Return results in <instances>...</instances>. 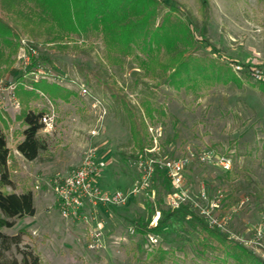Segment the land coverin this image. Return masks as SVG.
Here are the masks:
<instances>
[{"label": "rangeland", "instance_id": "obj_1", "mask_svg": "<svg viewBox=\"0 0 264 264\" xmlns=\"http://www.w3.org/2000/svg\"><path fill=\"white\" fill-rule=\"evenodd\" d=\"M161 1L181 7L195 20L197 32L205 29V37L215 51L196 44L194 56L230 67L241 86L200 75L185 86L175 87L159 75L138 68L135 60L129 59L121 67L110 66L99 38L74 37L68 43H47L44 36L35 39L17 30L11 39L15 47L5 49L9 56L0 59V89L8 83L21 82L17 86L30 91L23 84L33 83L34 74L44 69L61 78L62 85L49 79L38 82L71 92L74 104L60 107L52 133H38L46 150L27 163L13 153L14 141L21 133L17 125L21 109L15 113L8 95L0 92V129H15L12 140L6 136L11 151L9 176L17 188L31 190L36 196L34 216L15 219L12 228L2 229L7 235L21 236L19 245L6 253L7 258L19 260L21 251H32L41 264H235L224 259L217 244L201 246L196 237L204 235L199 232L189 230L192 234L177 236L143 235L138 231L137 224L149 221V228L156 226L160 216L156 210L158 200L162 207L169 208L167 198L176 191L165 175L170 184L165 193L162 179L155 173L151 183L154 197H134L126 205L98 216L104 246L90 247L89 227L60 217L47 181L56 172H68L79 164L57 167V151L69 148L81 159L87 146L93 144L107 159L98 184L103 189L125 192L140 179L135 166L138 158L176 160L188 151L204 150L228 156L232 164L228 172L192 161L184 173L183 187L192 197L204 192L199 206L208 208L224 224L223 232L234 235L232 239L264 260V91L254 86L256 80L264 78V0H206L205 8L201 0ZM72 81L104 103L103 129L94 140L89 131L95 125L96 110ZM146 101L153 109L152 117L143 106ZM127 115L143 125L142 130L139 128L145 139L143 148H139L138 138L132 139ZM40 164L47 167L40 169ZM156 169L162 171L159 166ZM36 184L38 191L34 190ZM4 191L11 189L6 187ZM229 195L232 200L227 198ZM212 202H218L217 208H211ZM147 203L153 205L152 215ZM129 228H133V234ZM257 231H261V239ZM149 236L157 239L152 247ZM159 249L164 254L160 255Z\"/></svg>", "mask_w": 264, "mask_h": 264}, {"label": "trees", "instance_id": "obj_2", "mask_svg": "<svg viewBox=\"0 0 264 264\" xmlns=\"http://www.w3.org/2000/svg\"><path fill=\"white\" fill-rule=\"evenodd\" d=\"M201 3L205 8L206 0H201ZM195 25V20L181 7L161 0H0V59L5 57V49L15 47L11 39L17 30H23L35 39L44 36L47 43H68L74 37L99 38L110 66L121 67L129 59L135 60L138 68L159 75L175 87L185 86L194 76L200 75L213 77L222 84L241 86L240 78L230 67L194 56L196 44L215 51L205 37V29L197 32ZM64 46L68 48V45ZM31 84L52 100L59 98L68 102L73 95L44 81ZM254 86L264 91V78L256 80ZM15 94L21 104L18 120L25 126L23 140L16 145V150L25 160L33 161L46 150L45 142L38 137L42 113L32 111L29 106L39 96L35 91H26L22 87H18ZM121 103L123 107L126 105L122 99ZM143 106L147 115L152 117L150 104L146 101ZM127 117L132 139L138 138V146L143 148L145 139L140 136L142 123L137 124ZM9 156L5 136L0 129V264H41L32 251H21L19 260L6 256L12 247L19 245L21 236L7 235L2 229L12 228L15 219L32 217L36 213L31 190L21 193L4 191V188L12 187L7 165ZM155 174L161 177L165 193L169 192L170 184L164 172L155 169ZM227 198L232 200L233 196ZM146 205L152 215L155 211L153 205ZM156 206L160 216L155 227L149 228V221L136 225L143 235L174 233L180 236L181 233L192 234L189 231L192 230L193 234L199 232L204 235L203 238L196 237L201 246L208 248L213 243L217 244L225 260L230 259L235 264H264L263 259L232 239L234 235L209 227L204 217L190 205L164 208L158 200ZM159 254H164L161 249Z\"/></svg>", "mask_w": 264, "mask_h": 264}, {"label": "built area", "instance_id": "obj_3", "mask_svg": "<svg viewBox=\"0 0 264 264\" xmlns=\"http://www.w3.org/2000/svg\"><path fill=\"white\" fill-rule=\"evenodd\" d=\"M40 79L54 80L57 84L62 85L61 78L54 77L48 70L40 69L34 74L32 80L33 83H37ZM72 83L77 86L81 96L91 100V108L96 110L95 125L89 131L91 140H94L103 129L104 117L106 115L104 103L102 100L92 97L83 85H78L75 81H72ZM19 84L22 83H8V85L0 89V92H5L8 95L9 106L15 113H19L21 109L20 102L15 94L17 85ZM23 87L27 90L35 91L46 100L48 109L40 117L39 123L41 124V128L38 133H52L57 119L54 104L50 100H47L43 93L35 90L30 83L23 84ZM17 125L19 126L20 124L18 123ZM14 131L15 129L13 127H10L7 131L2 130L5 139L6 136L11 139ZM154 147L149 149V151L155 149ZM194 160L201 164L215 165L224 172L230 171L232 167L231 160L228 156L219 154L213 150H204L201 152L188 151L186 156L176 160H167L158 157L153 159L138 158L135 161V166L141 176L133 187L127 192L121 189L107 190L98 184V178L106 168L107 159L100 154L98 147L89 144L78 166L68 172H56L48 179L47 185L54 197V205L60 217L64 220L74 221L89 227L88 230L91 240L89 246L93 248L99 249L104 246L103 233L98 226L99 222H101L98 216L106 215L107 211L111 208L126 205L134 197H142L147 200L154 197V190L151 188V183L154 178L156 166H159L165 173L176 190L173 195H169L167 198L169 208L177 209L182 204H188L193 210H196L204 217L209 227H215L223 231L226 229L224 224L218 221L217 217H214L208 208L204 209L199 206L203 198H205L204 192H201L199 195L193 194L194 196L192 197L187 187H183L184 173ZM9 163L7 161V165ZM34 190H40L38 184L34 186ZM210 206L211 208H217L218 202H212ZM93 224H95L94 227ZM129 233H134L133 228H129ZM256 235L258 239H261L263 236L261 231H257ZM148 238L150 247L157 243L156 238L152 236Z\"/></svg>", "mask_w": 264, "mask_h": 264}, {"label": "crops", "instance_id": "obj_4", "mask_svg": "<svg viewBox=\"0 0 264 264\" xmlns=\"http://www.w3.org/2000/svg\"><path fill=\"white\" fill-rule=\"evenodd\" d=\"M51 102L55 105V109L57 110V115L58 116L60 114L59 110H60L61 106L66 107V106H72V104H74V101H70L69 100L68 102H66V101H63L62 99H59V98L55 99V100L51 99ZM29 106H30L32 111H34L36 113L40 112L42 114L45 113L47 111V109H48L47 108L48 105H47L46 100L41 98V97H38V99H36L34 101H31ZM17 123H19L20 126H21V133H20V135L17 136V140L14 141L15 144H14V147H13V153H15L17 156H19L25 162L31 163V162L35 161L36 159L33 160V161H27L16 150V145L23 140L22 132L25 129V126L21 123V121L18 120ZM73 140H74V138H73ZM9 155H11V151H9ZM75 156L76 155L74 154V151L72 149H69V148L63 149L61 151H57L56 155H55V159H56L57 163L55 165L57 167H60V168H67V167L71 166V164H73V162H78L79 163L80 162V157H75ZM104 157L106 158V156H104ZM8 161L10 162L9 159H8ZM46 167L47 166L45 164H40V169H45ZM10 180L12 182V187H8V188H10L11 191H13L15 193H21L23 191H26V190H23L22 188H20V189L17 188L16 183H14V181H13V179H11V177H10ZM35 197L36 196L33 194V201L35 200ZM34 207H35V201H34ZM35 211H36V208H35Z\"/></svg>", "mask_w": 264, "mask_h": 264}]
</instances>
